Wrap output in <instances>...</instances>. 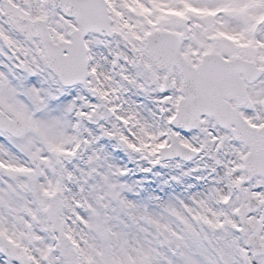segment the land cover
<instances>
[{
    "label": "snow or ice",
    "instance_id": "snow-or-ice-1",
    "mask_svg": "<svg viewBox=\"0 0 264 264\" xmlns=\"http://www.w3.org/2000/svg\"><path fill=\"white\" fill-rule=\"evenodd\" d=\"M0 264H264V0H0Z\"/></svg>",
    "mask_w": 264,
    "mask_h": 264
}]
</instances>
